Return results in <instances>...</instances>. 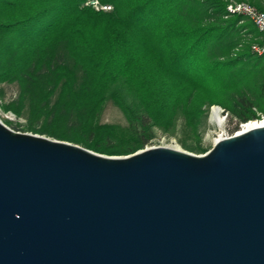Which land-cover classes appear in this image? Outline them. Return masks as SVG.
Segmentation results:
<instances>
[{
	"label": "trees",
	"instance_id": "1",
	"mask_svg": "<svg viewBox=\"0 0 264 264\" xmlns=\"http://www.w3.org/2000/svg\"><path fill=\"white\" fill-rule=\"evenodd\" d=\"M235 1L264 12V0ZM86 2L0 0V97L19 87L3 107L29 132L124 157L180 111L199 142L207 106L242 124L264 117V56L253 51L264 39L229 0H100L111 12ZM109 102L127 127L102 124Z\"/></svg>",
	"mask_w": 264,
	"mask_h": 264
},
{
	"label": "water",
	"instance_id": "2",
	"mask_svg": "<svg viewBox=\"0 0 264 264\" xmlns=\"http://www.w3.org/2000/svg\"><path fill=\"white\" fill-rule=\"evenodd\" d=\"M0 264H264V126L110 157L0 121Z\"/></svg>",
	"mask_w": 264,
	"mask_h": 264
},
{
	"label": "rangeland",
	"instance_id": "3",
	"mask_svg": "<svg viewBox=\"0 0 264 264\" xmlns=\"http://www.w3.org/2000/svg\"><path fill=\"white\" fill-rule=\"evenodd\" d=\"M255 62H257V60ZM257 81V75H252V78L248 79V84H250L249 86L251 88L255 89ZM1 89L4 91V96L0 97L3 106L16 100L19 96V87L17 85H2ZM215 107H219L222 110L221 115L224 119V124L222 127H219L215 122H213L212 114ZM206 110L207 117L200 129L201 142L198 141L195 133L187 125V121L180 111L172 130L168 133H165L162 130L156 129L155 138L150 142V144L146 146L144 150L150 148H176L185 153L203 156L213 149L216 140L236 135L244 125L240 123L237 118H235L231 111L226 110L221 106H207ZM9 122L11 124H9ZM101 122L102 124L118 125L122 127L128 126V122L123 112L117 106H115L113 102H109L107 104L101 117ZM4 123L8 128L16 133L36 135L27 130V119L25 117L17 118L15 116V120L4 121Z\"/></svg>",
	"mask_w": 264,
	"mask_h": 264
},
{
	"label": "built area",
	"instance_id": "4",
	"mask_svg": "<svg viewBox=\"0 0 264 264\" xmlns=\"http://www.w3.org/2000/svg\"><path fill=\"white\" fill-rule=\"evenodd\" d=\"M229 5L227 11L233 16H242L248 21H250L256 30L261 34L264 39V12L259 11L257 8L246 2H237L235 0H229ZM86 7H91L96 11L111 12L113 10L112 6L101 4L100 0H87ZM253 51L258 56H264V44L255 45ZM15 116L12 113H6L3 109L2 101L0 100V121H13ZM228 138V137H226Z\"/></svg>",
	"mask_w": 264,
	"mask_h": 264
},
{
	"label": "bare ground",
	"instance_id": "5",
	"mask_svg": "<svg viewBox=\"0 0 264 264\" xmlns=\"http://www.w3.org/2000/svg\"><path fill=\"white\" fill-rule=\"evenodd\" d=\"M221 112H222L221 108L215 107L213 109V114H212L213 115L212 116L213 122H215L219 127H222L224 124V119L222 118ZM262 126H264V117L261 120L252 121L251 123L244 124L238 134H242L244 132H248L254 128H259ZM222 139H224V138H220L218 140H222ZM218 140H216V141H218ZM175 150H178V149L175 148Z\"/></svg>",
	"mask_w": 264,
	"mask_h": 264
}]
</instances>
